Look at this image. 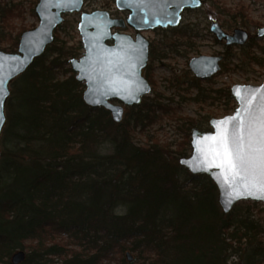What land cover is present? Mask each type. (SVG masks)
Segmentation results:
<instances>
[{
  "label": "trees",
  "instance_id": "trees-1",
  "mask_svg": "<svg viewBox=\"0 0 264 264\" xmlns=\"http://www.w3.org/2000/svg\"><path fill=\"white\" fill-rule=\"evenodd\" d=\"M19 39L0 50L16 52ZM45 56L15 80L16 87L29 77L31 94L3 130L0 264H13L18 251L26 254L21 264H228L236 254L243 264H264L261 227L248 216L238 220L239 206L224 214L210 178L190 174L174 156L186 154L189 134L176 150L155 137L136 142L167 115L164 105L143 99L116 123L106 109L85 104L74 75L54 80L61 63ZM247 58L264 64L252 52ZM151 68L144 75L155 89ZM226 97L234 100L229 90Z\"/></svg>",
  "mask_w": 264,
  "mask_h": 264
},
{
  "label": "rangeland",
  "instance_id": "rangeland-1",
  "mask_svg": "<svg viewBox=\"0 0 264 264\" xmlns=\"http://www.w3.org/2000/svg\"><path fill=\"white\" fill-rule=\"evenodd\" d=\"M37 4L38 0H0V10L10 9L8 13L0 11V47H9L13 44L11 39L18 35L21 37L24 32L39 26V18L35 12ZM93 10H107L111 14L125 18V15L117 13L114 0L87 1L84 11ZM80 16L81 13L65 16L64 23L55 30L54 42L48 46L51 50L47 48L43 54L46 55L45 59L58 58L61 63L51 73L54 80H66L72 75L76 77V73L70 71L72 67L69 61L73 58L79 59L84 54L78 30ZM213 20L218 21L230 34H233L236 29L248 31L250 38L245 44L247 46L242 49L240 48L242 46H226L225 41H218L210 32ZM261 27H264V0H212L204 4L201 9L186 11L181 25L176 29L145 31L143 35L150 41L155 52L154 57L150 53L148 66L152 67L151 76L156 86L155 89L152 86V93L143 99L164 105L167 115H163L162 119L148 128L149 131L137 135L136 142L141 146L146 145L151 137H155L159 144L168 145L172 150H176L186 142L185 139L189 134L186 154L174 155L178 156L179 160L182 157H189L192 153L191 129L196 127L202 131H211L210 124L204 125L206 120L231 115L237 108V103L234 100L229 101L226 97L227 90L231 93L234 85H261L264 82V64L252 63L247 58L252 52L258 57L263 56L264 59V38H257V32ZM181 31L188 37H180ZM123 32L135 35L132 29H126ZM251 37H255L256 40L252 41ZM227 47L231 48V52L225 60ZM58 49L63 53L59 55V51H55ZM15 50L17 52L18 47ZM202 55H223L224 60L221 65L226 63V67H222L221 71L210 79H196L190 70L189 62L192 58ZM43 62L39 63L38 67L44 64ZM45 64H48V61ZM17 78L10 84L11 94L5 105L6 118H14L16 121L19 119L20 112L22 113L21 105L31 94L25 90L31 85L29 77L19 80L15 87L14 82ZM81 84L82 89L85 90V85ZM16 90V99L8 108V102L14 99ZM128 108L125 106V113ZM189 118L196 122L195 126L187 123L186 119ZM6 126L7 120L4 129ZM3 135L2 131L0 138L2 153L5 151ZM105 153L108 154L110 151ZM187 177L186 174L182 175V179ZM237 206L239 210L236 211L235 217L243 220L248 216L251 221L261 227L262 234L258 240L264 245V202L241 201L235 205L234 209ZM228 264H243L242 258L236 254L230 258Z\"/></svg>",
  "mask_w": 264,
  "mask_h": 264
},
{
  "label": "water",
  "instance_id": "water-1",
  "mask_svg": "<svg viewBox=\"0 0 264 264\" xmlns=\"http://www.w3.org/2000/svg\"><path fill=\"white\" fill-rule=\"evenodd\" d=\"M86 0H38L35 12L39 18V26L24 32L19 40L17 52H5L0 50V58L4 59L5 73L18 61H23V66L12 75L6 84L7 95L4 97L3 107L0 108V138L6 124L5 105L10 97L11 82L22 75L41 57L48 46L55 40V30L64 23V15L67 13H81ZM203 0H167V3H141L140 0H116V7L120 11H128V19H114L108 11L96 10L83 12L78 24L84 54L81 58H73L70 61L73 72L76 73V81L85 85L83 100L91 108H104L111 113L116 123H121L125 115V106L140 105L143 98L150 95L153 87L143 74L149 61V41L142 34L144 31L159 28H176L183 20L186 10H198L203 7ZM163 10V11H162ZM162 17H167L163 19ZM160 19V23H155ZM172 22H168V20ZM126 23L136 31L132 37L123 33H114L115 28H124ZM210 32L220 42L225 41L226 46H245L250 38L248 31L236 29L233 34L225 31L218 21L213 20ZM257 38H264V27L259 28ZM112 42V43H111ZM15 57L16 60H12ZM224 56H198L189 62V67L194 76L199 80H207L214 77L222 69ZM242 90L241 95L251 98V93H245V89H264L261 85H234L231 88V96L237 103L234 113L223 118H212L209 122L211 131H202L194 127L191 131L192 153L189 157H182L179 164L192 175H206L216 185L218 200L224 214H230L235 205L241 201L264 202L251 196L235 199L227 204L228 195L225 186L217 178L219 168H211L207 171L195 170L198 167L199 157L194 141L205 136L215 135L216 123L236 114L242 107V101L237 98L235 90ZM138 89H142L137 91ZM131 94V95H130ZM134 96L135 98H132ZM120 102L122 104H116ZM262 103L260 95L251 105V112L259 115V106ZM2 151L0 149V158ZM195 158V159H194ZM203 167V165H199ZM230 191V189H229ZM26 254L18 251L12 256L13 264L24 262ZM128 262L134 260L130 252L126 253Z\"/></svg>",
  "mask_w": 264,
  "mask_h": 264
},
{
  "label": "snow or ice",
  "instance_id": "snow-or-ice-1",
  "mask_svg": "<svg viewBox=\"0 0 264 264\" xmlns=\"http://www.w3.org/2000/svg\"><path fill=\"white\" fill-rule=\"evenodd\" d=\"M66 2L71 3L72 0ZM140 2L159 4L167 3V0H140ZM162 18L167 19V17ZM160 22V19L155 20V23ZM168 22L172 21L169 19ZM12 60L16 58L13 57ZM22 66L23 61H18L5 73L4 59L0 58V108L3 107L4 97L7 95L8 79ZM140 90L142 89L137 91ZM243 91L252 95L251 98H245L241 95V89L235 90L237 98L242 101V107L236 114L218 121L215 135L194 141L199 157L198 167L195 170L207 171L213 167L221 169L216 175L222 186H225L228 195L227 204L248 196L264 199V89ZM257 94L262 101L258 116L251 112V105Z\"/></svg>",
  "mask_w": 264,
  "mask_h": 264
},
{
  "label": "flooded vegetation",
  "instance_id": "flooded-vegetation-1",
  "mask_svg": "<svg viewBox=\"0 0 264 264\" xmlns=\"http://www.w3.org/2000/svg\"><path fill=\"white\" fill-rule=\"evenodd\" d=\"M87 1H90V0H86L85 1V3H84V7H85V4H86V2ZM93 1H96V0H93ZM115 1V6H116V0H114ZM203 2H204V0H203ZM203 6H204V4H203ZM116 9H117V7H116ZM190 10V9H189ZM93 11H96V10H93ZM93 11H91V12H93ZM102 11H107V10H102ZM117 13L118 14H121V15H125V18H122V17H120L119 15H117V14H111L109 11V13H110V16L112 17V18H114V19H122V20H127L128 19V17H129V12L128 11H120V10H118L117 9ZM186 11H188V10H186ZM185 11V12H186ZM191 11V10H190ZM193 11V10H192ZM83 12H87V11H84V8H83V10H82V12H81V14L83 13ZM184 12V13H185ZM183 13V14H184ZM67 14H77V13H67ZM67 14H65L64 15V18H65V16L67 15ZM80 18H81V16H80ZM181 25V24H180ZM179 27V26H178ZM178 27H176V28H178ZM210 27H211V25H210ZM176 28H167V29H176ZM126 29H132V30H134L132 27H130L127 23H126V26L124 27V28H115V29H113V32L114 33H123V34H127V33H124L123 31H125ZM159 29H162V28H159ZM167 29H162V30H167ZM157 30V29H156ZM135 31V30H134ZM145 32V31H144ZM144 32H142V34L144 33ZM147 32V31H146ZM55 35V34H54ZM127 35H130V34H127ZM130 36H132V35H130ZM136 36V31H135V35L134 36H132V37H135ZM149 41V40H148ZM82 43V42H81ZM112 43V42H111ZM151 48H152V46H151V43H150V41H149V60H150V52H151ZM148 64H149V61H148ZM148 64H147V66H148ZM147 66H146V68H147ZM145 68V69H146ZM145 69L143 70V74H144V71H145ZM145 76V75H144ZM147 79V78H146ZM197 79V78H196Z\"/></svg>",
  "mask_w": 264,
  "mask_h": 264
}]
</instances>
